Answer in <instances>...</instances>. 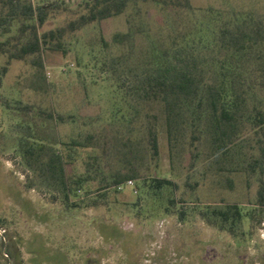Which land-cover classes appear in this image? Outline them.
Masks as SVG:
<instances>
[{
	"label": "rangeland",
	"instance_id": "374dc122",
	"mask_svg": "<svg viewBox=\"0 0 264 264\" xmlns=\"http://www.w3.org/2000/svg\"><path fill=\"white\" fill-rule=\"evenodd\" d=\"M53 1L59 11L42 30L64 24L74 16L70 10L85 0H32L34 5ZM190 3L191 9L176 11L139 2L121 15L76 31L67 37L65 53L43 52L45 81L40 92L25 86L23 79L31 69L23 62L14 60L5 74L0 73V264H264V209L255 206L257 167L247 170L257 156L247 122L225 155L213 152L203 118L196 121L202 131L193 146L187 143L189 129L184 147L170 152L162 127L157 157L145 148L133 158L129 144L122 143L127 137L134 140V133L127 132L129 120L136 118L137 126L143 115L135 117L126 91L140 73L137 58L123 57L111 69L108 65L120 55L112 36L128 29V18L141 22L134 54L146 45L156 65L170 36L187 34L189 58L204 68L206 79L227 60L218 43L221 30L240 25L242 17L264 20V0ZM4 62L0 55V68ZM248 103L250 109L257 99ZM23 104L63 115L56 127L61 141L89 133L101 144L104 138H120L110 142L103 157V179L98 175L84 183L70 193L68 202L34 180L16 147L18 108ZM80 159L66 166L67 174L83 172ZM128 167L137 170L132 184L112 185L116 174ZM152 176L168 178L177 188L155 194L149 186ZM168 196L173 203H168ZM220 201L241 205L243 234L219 230L198 215V208Z\"/></svg>",
	"mask_w": 264,
	"mask_h": 264
},
{
	"label": "trees",
	"instance_id": "16d2710c",
	"mask_svg": "<svg viewBox=\"0 0 264 264\" xmlns=\"http://www.w3.org/2000/svg\"><path fill=\"white\" fill-rule=\"evenodd\" d=\"M139 2L176 11L192 7L190 0H85L75 10H70L74 16L64 24L42 30L59 11L57 2L34 5L32 0H0V55L5 58L0 73L5 74L14 60L23 62L31 69L23 79L25 86L35 92L42 91L45 81L42 54L45 50L65 53L68 36L94 22L121 15ZM127 23L126 31L112 36V43L120 55L112 58L108 65L111 69L123 57L137 58L141 64L140 73H135V82L126 91L134 105L135 117H140L141 112L143 115L137 120V126L133 125L136 118L129 120L127 132L134 133V140L130 137L121 139L124 146L129 144L133 158L145 148L152 158L157 157L161 127L165 130L170 152L184 147L189 129L187 143L193 146L202 131L196 121L203 118L212 135L213 152L219 150L225 155L247 122L255 136L257 152L247 170L254 172L257 167L255 206L264 209V20L242 17L240 25L221 30L218 43L225 49L228 61L223 60L216 70L210 71L207 79L204 68L189 58L187 34L170 36L169 45L160 50L158 63L153 65L150 47L145 45L144 50L134 54L141 22L131 16ZM101 40L106 46L103 37ZM145 52L150 56L146 57ZM131 70L132 67H127V71ZM251 99H257V104H252L249 109L247 104ZM18 109L21 119L16 124V147L23 164L41 186L61 194L68 202L70 193L82 189L84 183L93 181L98 175L103 179L106 167L103 157L110 142L120 138H104L101 144L99 137L89 133L83 138L61 141L56 127L64 120L63 115L50 108L41 109L29 104ZM78 159L83 172L67 174L66 166ZM136 176V168L128 167L124 173H117L111 184L121 186ZM142 182L145 185V180ZM149 186L155 194L170 193L177 188L174 181L156 176L150 178ZM97 187V190L102 189ZM167 201L173 203L174 198L168 196ZM197 213L208 225L229 234H243L241 224L245 214L238 203H210L198 208ZM182 215L183 212H179V216ZM261 215L257 214L258 217Z\"/></svg>",
	"mask_w": 264,
	"mask_h": 264
},
{
	"label": "built area",
	"instance_id": "2783aa9c",
	"mask_svg": "<svg viewBox=\"0 0 264 264\" xmlns=\"http://www.w3.org/2000/svg\"><path fill=\"white\" fill-rule=\"evenodd\" d=\"M126 184H132V181L131 180H128L127 182H126ZM121 186H119V188H120Z\"/></svg>",
	"mask_w": 264,
	"mask_h": 264
}]
</instances>
